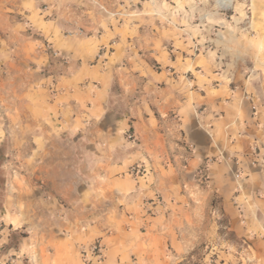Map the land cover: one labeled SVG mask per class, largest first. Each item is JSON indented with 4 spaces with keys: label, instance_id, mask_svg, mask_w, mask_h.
I'll list each match as a JSON object with an SVG mask.
<instances>
[{
    "label": "crops",
    "instance_id": "obj_1",
    "mask_svg": "<svg viewBox=\"0 0 264 264\" xmlns=\"http://www.w3.org/2000/svg\"><path fill=\"white\" fill-rule=\"evenodd\" d=\"M211 16L169 36L175 49L160 61H123L118 49L116 58L92 64L102 46H113L112 36L68 40L76 47L74 72L34 129L43 145L56 140L55 128L67 133L57 141L70 147V167L65 180L39 175L57 196L75 195L65 198L74 208L105 210V220L86 233L78 230L82 222H68L70 249L40 252L34 264H56V257L57 264H83L76 242L97 239L106 248L102 264H158L170 246L168 256L185 258L203 240L188 231L187 212L202 216L210 208L229 235L227 260L264 264V0ZM33 62L43 68L46 54L23 61ZM136 165L146 167L143 176L131 174ZM218 223L212 217L211 229Z\"/></svg>",
    "mask_w": 264,
    "mask_h": 264
},
{
    "label": "rangeland",
    "instance_id": "obj_2",
    "mask_svg": "<svg viewBox=\"0 0 264 264\" xmlns=\"http://www.w3.org/2000/svg\"><path fill=\"white\" fill-rule=\"evenodd\" d=\"M223 1L0 0V264H34L40 252L59 255L74 243L68 222H82L78 230L86 233L91 224L105 220V210L74 208L65 198L75 195L57 196L43 174L39 175L43 172L54 178L57 175L58 181L65 180L62 176L70 167L66 161L71 149L57 141L62 138L66 142L67 133L55 128L52 135L56 140L49 136L48 145H43L34 129L37 114L49 108L55 95L65 92L74 72L71 54L76 47L68 40L109 33L114 47L102 46L92 64L112 60L118 49L124 52L123 61H160L175 49L169 42L173 33L186 25L212 22L214 13L230 16L235 5L245 0H233L231 6ZM127 39L137 44L127 43ZM116 40L124 44L116 48ZM42 52L48 60L43 68L35 62L24 65L23 61H37ZM60 102L57 100L56 105ZM57 119L61 126L60 116ZM74 165L82 169L80 161ZM53 168L52 174L49 171ZM75 181L77 185L82 182L78 176ZM187 213L188 231L196 230L203 240L181 259L168 256L173 247H165L158 264H242L223 255L230 251L225 241L229 235H225L223 218L215 210L206 209L202 216L199 210ZM214 216L218 217L217 231L210 225ZM97 242L102 243L101 239L91 244L76 242L83 264L105 261L106 254L98 261L86 253Z\"/></svg>",
    "mask_w": 264,
    "mask_h": 264
},
{
    "label": "built area",
    "instance_id": "obj_3",
    "mask_svg": "<svg viewBox=\"0 0 264 264\" xmlns=\"http://www.w3.org/2000/svg\"><path fill=\"white\" fill-rule=\"evenodd\" d=\"M55 54L58 55V53ZM130 172L136 177L143 176L146 173V167L144 165H136L132 167ZM207 172H208V166L200 170V175H201L200 178L203 183H208L209 181ZM86 253L92 255L94 259L101 261L105 258V246L101 242H97L91 245Z\"/></svg>",
    "mask_w": 264,
    "mask_h": 264
},
{
    "label": "bare ground",
    "instance_id": "obj_4",
    "mask_svg": "<svg viewBox=\"0 0 264 264\" xmlns=\"http://www.w3.org/2000/svg\"><path fill=\"white\" fill-rule=\"evenodd\" d=\"M223 2L224 4H226V6H231L233 3V0H224Z\"/></svg>",
    "mask_w": 264,
    "mask_h": 264
}]
</instances>
